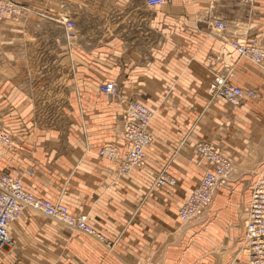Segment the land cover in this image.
I'll list each match as a JSON object with an SVG mask.
<instances>
[{
  "label": "crops",
  "instance_id": "1",
  "mask_svg": "<svg viewBox=\"0 0 264 264\" xmlns=\"http://www.w3.org/2000/svg\"><path fill=\"white\" fill-rule=\"evenodd\" d=\"M142 11L121 7L114 33L94 47L64 32L45 43L30 35L34 24L2 28L0 126L11 142L0 172L86 214L106 243L26 208L9 226L12 243L0 249V264H247L240 244L264 163V69L238 57L230 40L264 49V0H167ZM213 18L226 28L217 31ZM215 74L255 96L237 105L211 99L206 87ZM110 80L117 92L100 93ZM129 101L153 111L152 145L143 166L120 176ZM40 111L56 114L44 119ZM201 141L220 147L233 166L211 206L183 223L177 210L210 168L194 150ZM106 144L117 147L115 159L99 154ZM162 171L173 184L154 185Z\"/></svg>",
  "mask_w": 264,
  "mask_h": 264
},
{
  "label": "built area",
  "instance_id": "2",
  "mask_svg": "<svg viewBox=\"0 0 264 264\" xmlns=\"http://www.w3.org/2000/svg\"><path fill=\"white\" fill-rule=\"evenodd\" d=\"M239 1L246 4L255 2V0ZM166 2L167 0H145V5L156 7L163 6ZM10 11V7L5 9L0 7V15H10L12 13ZM59 22L67 28L74 26V22L68 17H61ZM212 25L217 31H223L226 28V23L217 18L212 19ZM230 45L238 57H245L264 68V50L254 41L245 42L240 38H233L230 40ZM97 89L100 93L112 95L117 92V85L115 81L110 80L100 83ZM206 90L211 99H222L231 105H237L256 93L254 89H245L230 83L220 74L213 75ZM152 118L153 111L144 104L137 101L126 103L122 114L121 130L125 153L118 166V175H125L132 169L144 165L146 151L152 145L150 130ZM10 141V133L0 131V151L3 146H9ZM194 150L200 160L208 163L210 168L204 171L197 186L187 193L177 210V216L183 223L199 218L209 207L214 192L224 184L233 166L231 157L214 143L198 142ZM98 152L109 160L118 156V149L112 144L102 146ZM173 183L174 178L164 171L160 172L154 180L155 186ZM26 208L49 217L60 225L84 232L103 242L106 240L88 224L86 214H73L67 205L59 201L52 202L38 197L27 191L19 178L7 172H0V249L12 243L9 226ZM240 249L247 256V264H264V163L258 171L250 192Z\"/></svg>",
  "mask_w": 264,
  "mask_h": 264
},
{
  "label": "rangeland",
  "instance_id": "3",
  "mask_svg": "<svg viewBox=\"0 0 264 264\" xmlns=\"http://www.w3.org/2000/svg\"><path fill=\"white\" fill-rule=\"evenodd\" d=\"M0 7L2 9L10 7V12H12L10 15H0V56L3 54L2 42L4 40V32L2 28L5 25H38L39 27L36 32L33 33L30 29V35L35 34L34 36H39L43 42L48 44L51 39L57 35L60 36L64 32L66 38L78 43L85 42L94 47L106 35L114 33L113 25L121 7L137 9L141 14H145L142 10L148 8L145 5V0H0ZM61 17L71 19L74 22V26L72 28L65 27L59 22ZM117 17L120 18V15ZM61 25L63 28L60 27ZM138 25L140 26V31H144L145 27L143 26L144 22L141 15L138 19ZM10 36H12V33ZM253 64L256 65L255 63ZM256 66L259 67L258 65ZM36 114L44 119H50L51 114L55 115L56 113L40 111ZM59 114L61 119H65V113L60 112ZM0 131L9 132L7 128L2 126H0ZM257 175L258 172L256 173V177ZM225 183L226 179L224 184L219 187L224 186Z\"/></svg>",
  "mask_w": 264,
  "mask_h": 264
}]
</instances>
